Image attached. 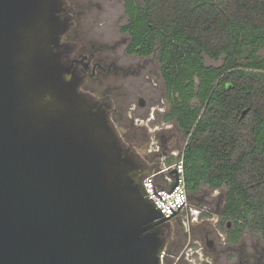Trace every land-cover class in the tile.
Returning <instances> with one entry per match:
<instances>
[{
    "label": "water",
    "instance_id": "water-1",
    "mask_svg": "<svg viewBox=\"0 0 264 264\" xmlns=\"http://www.w3.org/2000/svg\"><path fill=\"white\" fill-rule=\"evenodd\" d=\"M61 11L0 0V264H161L151 171L80 92Z\"/></svg>",
    "mask_w": 264,
    "mask_h": 264
},
{
    "label": "trees",
    "instance_id": "trees-1",
    "mask_svg": "<svg viewBox=\"0 0 264 264\" xmlns=\"http://www.w3.org/2000/svg\"><path fill=\"white\" fill-rule=\"evenodd\" d=\"M126 13L130 52L156 54L165 119L186 137L185 182L225 185L226 217L264 241V0H130Z\"/></svg>",
    "mask_w": 264,
    "mask_h": 264
},
{
    "label": "flooded vegetation",
    "instance_id": "flooded-vegetation-1",
    "mask_svg": "<svg viewBox=\"0 0 264 264\" xmlns=\"http://www.w3.org/2000/svg\"><path fill=\"white\" fill-rule=\"evenodd\" d=\"M64 1L61 17L67 21V26L60 45L64 62L74 69L80 80V92L106 111L111 123L120 130L122 144L143 168L148 170L153 164L164 168L172 166L173 150L185 135L173 119H165L170 104L156 54L140 56L130 52L132 37L125 30L129 24L126 3L130 0H114L109 7L112 10L115 4L120 6L117 16L121 21L114 20L105 6L102 11L94 10L97 3L104 1L105 5L108 0ZM131 95L135 98L132 102ZM124 117L139 126V131L133 128L126 133L122 125ZM149 123L154 125L153 129L145 134ZM137 134L144 139L141 144ZM138 151L143 152L144 158ZM185 187L188 205L191 202L196 211L187 206L161 224L169 259L175 260V264H184L182 248L188 239L187 247H194L198 250L195 254L204 257L202 264H264L261 237L248 229L239 235L242 222L237 224L235 217L225 215L228 193L225 185L214 189L200 182L194 190L192 183L185 182ZM203 187L211 193L218 192V197H207ZM207 215L212 216L211 223L204 218Z\"/></svg>",
    "mask_w": 264,
    "mask_h": 264
},
{
    "label": "built area",
    "instance_id": "built-area-1",
    "mask_svg": "<svg viewBox=\"0 0 264 264\" xmlns=\"http://www.w3.org/2000/svg\"><path fill=\"white\" fill-rule=\"evenodd\" d=\"M142 186L165 220L188 206L182 156L172 166L146 174L142 179ZM160 261L161 264H175V260L168 258L166 250L160 253Z\"/></svg>",
    "mask_w": 264,
    "mask_h": 264
},
{
    "label": "rangeland",
    "instance_id": "rangeland-1",
    "mask_svg": "<svg viewBox=\"0 0 264 264\" xmlns=\"http://www.w3.org/2000/svg\"><path fill=\"white\" fill-rule=\"evenodd\" d=\"M61 2H62V6H63V4L65 3V1L64 0H61ZM64 2V3H63ZM114 2V0H108L107 2L105 1V5H104V1L103 2H101V3H97V6L95 5V6H93L94 7V10L97 12V11H102L101 10V8L103 9L104 8V6H105V8H106V11H108V10H110V12L112 13V15H113V19L114 20H119V21H121V19H119L118 18V16H117V14H118V12H120V6L118 5V4H115V9L114 8H112V10L111 9H109V7H111V4ZM98 13H102V12H98ZM84 20V19H83ZM91 22V21H90ZM91 24L93 25V22H91ZM262 56H264V53L262 54ZM205 62H206V64L207 65H210V66H218L219 65V62H214V61H210V60H208V59H205ZM130 99V102H132L135 98H134V96H132L131 95V97L129 98ZM131 105H129V107H130ZM129 112H127L126 114H128ZM136 124H138L139 125V123H136ZM122 125H124V130H125V132L127 133V132H129V131H131L133 128H135L137 131H139V126H134V124H133V121L132 120H130V119H127L126 117H124V120L122 121ZM152 124L151 123H149V125H148V131L147 130H144V133L145 134H148L149 132H151L152 131V129H153V126H151ZM122 129V130H123ZM117 130V132L118 131H120L119 130V128L118 129H116ZM133 131H135V130H133ZM178 133H180V132H178ZM182 133V132H181ZM180 135V134H179ZM137 136H138V138H139V144H141V142L142 141H144V139L140 136V135H138L137 134ZM185 141H186V139H185V137H184V140L179 144V145H177L176 147H175V149L173 150V152H174V156L172 157V160L174 161H176V159H177V157H179L180 156V154L182 153V150H183V148H184V146H185ZM145 144V143H144ZM144 144H142V145H144ZM143 147V146H142ZM144 148V147H143ZM138 153V155L141 157V158H144L143 157V152H141V151H138L137 152ZM132 155V154H131ZM134 158H135V160L137 161V158L134 156V155H132ZM175 158V159H174ZM138 162V161H137ZM164 167L163 166H160V165H150L149 166V171H156V170H159V169H163ZM202 191L204 192V193H206L208 196L207 197H211V198H217L218 197V192H209V190L206 188V187H203V189H202ZM198 195L196 194V195H194V198L195 197H197ZM189 207H192V205H191V202H189V205H188ZM192 210L195 212L196 211V209L195 208H193L192 207ZM211 215H207V216H204V218L205 219H207V222L208 223H211L212 222V220H211ZM250 237V236H249ZM251 238V237H250ZM164 240H165V234H164ZM188 242V239L185 241V243H184V245H183V247L184 248H182V252H183V254H182V260H183V263L184 264H202V261H203V256H201V255H197V254H195V251H198V250H196V249H194V247H191V248H189V247H187V244H189V243H187ZM192 242V241H191ZM184 249V250H183ZM181 251V250H180ZM186 258H188V260H190L189 261V263L185 260Z\"/></svg>",
    "mask_w": 264,
    "mask_h": 264
}]
</instances>
